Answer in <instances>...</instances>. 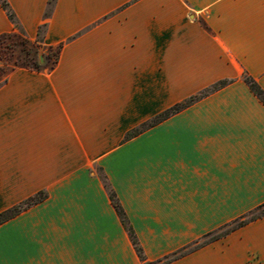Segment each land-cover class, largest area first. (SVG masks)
I'll list each match as a JSON object with an SVG mask.
<instances>
[{"label":"crops","instance_id":"obj_1","mask_svg":"<svg viewBox=\"0 0 264 264\" xmlns=\"http://www.w3.org/2000/svg\"><path fill=\"white\" fill-rule=\"evenodd\" d=\"M47 0H6L33 40ZM12 25L0 8V34ZM49 71L0 85V264H142L264 203V0H55ZM135 136L127 132L216 82ZM97 167V173L93 168ZM170 264H264V216Z\"/></svg>","mask_w":264,"mask_h":264},{"label":"trees","instance_id":"obj_2","mask_svg":"<svg viewBox=\"0 0 264 264\" xmlns=\"http://www.w3.org/2000/svg\"><path fill=\"white\" fill-rule=\"evenodd\" d=\"M54 1L55 0H47L46 1V6H45L44 11H43V21L37 27L35 38L33 40H30L26 37L23 30L19 26V24H18V22L14 16V13L10 9L6 0H0V8L4 11L7 19L10 21V23L12 25V31L11 32L0 34V41L3 40L4 38H8V37L18 38L21 44H27V45L32 46L34 49V52H37L40 47H43V52H44L42 55L43 59L44 58H50L51 59V64L48 67H45L43 62L38 63L36 61V59H33V60H30V63H17V64L12 65L6 71L0 70V85L6 81V78H7V75L9 74V72H11L15 68H25V69L34 70V71H49L55 66V64L57 62V58H59L62 43L56 44V45H50V46H44L42 44V35H43V32H44L45 27H46V20L50 15ZM244 81L248 85L249 89L255 94V96L264 105V91L260 88V86L257 84V82L253 78H251L250 76H245ZM226 84H227V81L216 82L213 85H211L210 87L206 88L204 91L200 92L199 94L190 96L189 98L174 104L170 108H168V109L164 110L163 112L155 115L154 117H152L147 122L139 125L138 127L132 129L131 131L127 132L125 135V139H128V138L135 136L136 134L142 132L143 130L155 125L159 121L164 120L165 118L169 117L170 115L179 112L184 107L192 104L193 102L202 98L203 96L207 95L208 93L225 86ZM102 182H103L104 188L107 191V194L109 196L111 204H112L113 208L115 209V211H116V213H117V215L121 221V224L123 225V227L127 231V234L130 238V241H131V243L135 249V252H136L137 256L139 257L142 264H170L174 260H176V259H178V258L202 247V246H205V245H207V244H209L215 240H218V239L224 237L225 235H227L228 233L236 230L237 228H240V227L248 224L249 222L264 216L263 212L259 211L258 213H255L264 205V203H262L261 205L257 206L253 210H250L249 212L238 217L237 219H235V220H233V221H231V222H229V223H227V224H225V225H223V226H221V227H219V228H217L211 232L206 233L200 239H197V240L189 243L188 245L184 246L183 248H181V249H179L173 253H170L168 255H165L164 257L159 258L157 260L147 261L143 255V251H142V248H141V246L137 240V237H136V235H135V233H134V231H133V229H132V227H131V225H130V223H129L126 215H125V212H124L121 204L119 203V200L116 197L115 192L113 191V189L111 188V186L109 185V183L107 182V180L105 179L104 176H102ZM45 197H46V193L44 191H38L37 193L33 194L32 196L21 201L20 203L13 205V206L1 211L0 212V223L6 221L7 219L18 214L20 211L24 210L28 206L43 200ZM218 230H219V233H215Z\"/></svg>","mask_w":264,"mask_h":264},{"label":"rangeland","instance_id":"obj_3","mask_svg":"<svg viewBox=\"0 0 264 264\" xmlns=\"http://www.w3.org/2000/svg\"><path fill=\"white\" fill-rule=\"evenodd\" d=\"M43 53V47H40L37 52H34L32 46L21 44L18 38H4L0 41V70L6 71L14 64L30 63V60L33 59H36L38 63L43 62L44 66L48 67L51 64V59H43ZM93 169L97 173L100 172L97 167H94ZM259 211L264 213V205L255 213H258ZM215 233H219V230Z\"/></svg>","mask_w":264,"mask_h":264},{"label":"snow or ice","instance_id":"obj_4","mask_svg":"<svg viewBox=\"0 0 264 264\" xmlns=\"http://www.w3.org/2000/svg\"><path fill=\"white\" fill-rule=\"evenodd\" d=\"M2 242H3V240H2V234H0V249H2Z\"/></svg>","mask_w":264,"mask_h":264},{"label":"water","instance_id":"obj_5","mask_svg":"<svg viewBox=\"0 0 264 264\" xmlns=\"http://www.w3.org/2000/svg\"><path fill=\"white\" fill-rule=\"evenodd\" d=\"M40 59V58H39Z\"/></svg>","mask_w":264,"mask_h":264}]
</instances>
